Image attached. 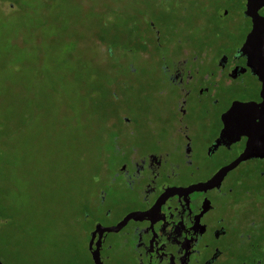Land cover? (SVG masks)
Wrapping results in <instances>:
<instances>
[{
    "label": "flooded vegetation",
    "instance_id": "af4514ba",
    "mask_svg": "<svg viewBox=\"0 0 264 264\" xmlns=\"http://www.w3.org/2000/svg\"><path fill=\"white\" fill-rule=\"evenodd\" d=\"M195 5L147 82L165 107L123 118L64 264H264V0Z\"/></svg>",
    "mask_w": 264,
    "mask_h": 264
},
{
    "label": "rangeland",
    "instance_id": "374dc122",
    "mask_svg": "<svg viewBox=\"0 0 264 264\" xmlns=\"http://www.w3.org/2000/svg\"><path fill=\"white\" fill-rule=\"evenodd\" d=\"M195 1L0 0L5 264H64L77 205L110 170L112 140L128 136L123 118L161 114L147 82L185 45Z\"/></svg>",
    "mask_w": 264,
    "mask_h": 264
},
{
    "label": "trees",
    "instance_id": "16d2710c",
    "mask_svg": "<svg viewBox=\"0 0 264 264\" xmlns=\"http://www.w3.org/2000/svg\"><path fill=\"white\" fill-rule=\"evenodd\" d=\"M6 1H7V0H6ZM8 2H10V0H8ZM13 5H14V4H13ZM106 157H107V159H106V162H105V164H106V163H108V162H109V159H110V156H109V154H108V155L106 154Z\"/></svg>",
    "mask_w": 264,
    "mask_h": 264
}]
</instances>
